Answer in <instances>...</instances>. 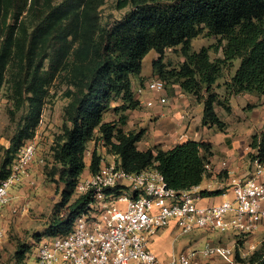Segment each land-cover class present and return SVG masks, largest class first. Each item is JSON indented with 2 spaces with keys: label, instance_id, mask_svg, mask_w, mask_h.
Masks as SVG:
<instances>
[{
  "label": "trees",
  "instance_id": "16d2710c",
  "mask_svg": "<svg viewBox=\"0 0 264 264\" xmlns=\"http://www.w3.org/2000/svg\"><path fill=\"white\" fill-rule=\"evenodd\" d=\"M105 2L0 0V91L8 76L14 104L23 108L10 140V155L0 167V181L7 176L13 156L33 139L50 89L64 87L62 97L67 100L61 132L50 148L52 166L47 174L53 183L64 184L60 205L66 206V215L51 222L46 237L69 234L75 219L89 209L92 199L76 193L75 188L86 169L90 141L106 146L125 172L154 168L176 191L196 187L208 177L211 145L207 142L188 140L169 149L139 150L143 131L122 130L123 113L139 106L131 78L139 75L149 51L156 54L154 78L165 86L171 81L202 100V125L223 130L225 123L215 107L223 104L228 112L227 103L233 96L255 95L264 105V0H117L116 9L127 7L128 12L103 23ZM201 34L217 37V43L193 51L191 40ZM176 47L183 60L177 69L168 70L164 53ZM213 48L221 52L220 57L210 59ZM235 61L239 63L232 75L219 83L224 69ZM215 88H222L223 94ZM116 101L121 104L112 107ZM111 109L121 112L118 120L104 122L103 114ZM249 147L250 160L264 158V129L251 136ZM100 159L95 148L89 173L99 170ZM124 191L128 188L116 186L107 193L118 196ZM221 193L220 189L201 190L199 195ZM39 240L16 249L17 264H35ZM247 262L264 264V241Z\"/></svg>",
  "mask_w": 264,
  "mask_h": 264
},
{
  "label": "built area",
  "instance_id": "2783aa9c",
  "mask_svg": "<svg viewBox=\"0 0 264 264\" xmlns=\"http://www.w3.org/2000/svg\"><path fill=\"white\" fill-rule=\"evenodd\" d=\"M139 91L147 94L145 107L167 102L165 84L159 78L144 83ZM36 161L42 163L32 139L20 148L7 176L0 181V213L10 201V188L29 177V168ZM250 162L249 177L232 182L233 200L201 207L197 192L169 188L156 169L128 173L116 159L101 157L99 170L81 177L75 188L76 193L90 196L89 209L75 219L69 234L38 242L35 264H203V259L230 264L235 251L227 246L205 243L199 249H185L160 261L147 242L171 221L181 236L195 230L247 235L264 226V158L255 157ZM221 165L225 168L226 163ZM116 186L128 191L118 196L107 193ZM3 235L0 230V241Z\"/></svg>",
  "mask_w": 264,
  "mask_h": 264
},
{
  "label": "rangeland",
  "instance_id": "374dc122",
  "mask_svg": "<svg viewBox=\"0 0 264 264\" xmlns=\"http://www.w3.org/2000/svg\"><path fill=\"white\" fill-rule=\"evenodd\" d=\"M116 1L117 0H106L105 4L102 6L101 18L103 23L114 22L122 18L128 12L129 8L127 7L121 10H117ZM216 43L217 37L205 36L204 34H201L191 40V48L193 51H198L201 47L214 46ZM209 56L210 59H215L221 56V52L219 51L216 53L214 52L213 48L209 51ZM154 59L155 52L151 50L142 59L141 71L139 75H134L131 78L133 80V83L136 82L137 78V80L142 84V89H144V83L154 78V75L152 74V62ZM182 60L183 59L179 53V47L167 50L164 53L163 63L166 65V68L168 70L173 68L177 69ZM238 63V61H235L232 65L224 69L223 77L219 80V83H222L223 81L229 79V77L233 73L235 65L237 64L238 66ZM138 76H140V78ZM8 78L9 77L7 76V80L0 91V167L4 159L7 157V151L11 146L10 140L15 132L18 121L23 114V108H17L14 104L12 96L13 93L10 88V82ZM63 89L64 87L50 89L46 104L44 105L42 110L41 121L37 126L35 135L33 137V141L35 142L37 148L38 160H41L42 163L39 161L34 162L29 168V177L22 184L15 185L10 188V201L0 213V230H2V232L4 233L3 238L0 241V264H17L14 255L16 249L23 246L24 248L26 246L31 247L34 241L38 239L41 240L42 238L46 237L45 230L51 224V222L66 215V206L60 205L61 192L64 188V184H62L61 182L53 183L47 176L52 166L50 148L53 144L55 136L61 132L63 106L67 103V100L62 97ZM175 91L180 92L179 85H173L171 81L166 82V95L173 94ZM215 91L223 92L222 88H215ZM246 95L248 96H246L245 99L240 98L239 101L240 115H244V113H246L245 111H247V120L251 119L254 121L263 118L264 109H259V106L263 105L260 98L251 94ZM169 103L170 101L162 105L163 108L168 109ZM223 103L225 105V101H223ZM234 104L236 106L235 100H233V103H231V105L230 101L227 103V105L231 107H233ZM251 104H258L259 106H256L254 108L255 111L252 112L251 110L253 105ZM222 106L217 105L216 111L219 117L224 119L222 117L223 114L230 113L231 108L229 107L230 110L227 112L226 110H224V108H222ZM142 107L143 105L140 106L138 110L140 111ZM142 110L145 112L147 111V109L145 108H143ZM11 112H13L12 116ZM104 118L106 119V117ZM143 122V125L146 124L148 122V118H145ZM227 124H232V122L228 123L226 120L225 127ZM261 124L262 123H260V125ZM260 129H264V126L261 125L260 128L257 126L255 131H253V134L260 133ZM93 143L94 149L98 148L97 152L99 151L100 155L103 156L105 160L107 158L112 159L111 156L114 155L109 153L106 146L101 144L97 145L95 144V142ZM92 147V143H89L85 152V160L88 158L89 152H91ZM9 155L10 153L8 154V156ZM15 157L13 156L12 160L9 163V166L13 163ZM226 177L227 174H221L216 178L215 182L218 183L219 181H225ZM227 199L228 197L224 198L225 201ZM232 206L233 208H235L236 204L232 203ZM152 211H154V209H152ZM230 217L231 214H228L227 218ZM207 234L209 233L207 232ZM211 234L212 236H207L203 241L209 238L211 239V241L207 242L215 244L212 243V240L214 238L213 241L222 243L221 236H216L214 232H212ZM184 236L185 235H183V237ZM238 237L242 238L243 235H238ZM181 238L176 239V242L182 241ZM243 240H248V236H244ZM243 240H241V242ZM198 241H200V239H196L193 243H190L189 246H191V248L199 249L205 244L204 243L202 246L198 247ZM183 249H186V247H184ZM234 257L236 259L235 261H237L238 263L241 262V259L239 257H236V255H234ZM24 259H26V257ZM34 260L35 259L33 258V261ZM246 260L248 261V257L247 259H244L245 263L247 262ZM27 261L30 262L29 258H27ZM208 261L211 260L203 259L202 262L203 264H208ZM233 263L234 260L230 264ZM246 264H248V262Z\"/></svg>",
  "mask_w": 264,
  "mask_h": 264
},
{
  "label": "crops",
  "instance_id": "0c3cea01",
  "mask_svg": "<svg viewBox=\"0 0 264 264\" xmlns=\"http://www.w3.org/2000/svg\"><path fill=\"white\" fill-rule=\"evenodd\" d=\"M236 67L237 64L235 65L233 72ZM138 77L140 78V76ZM131 82L134 99L138 100L139 106L136 109L127 110L123 113L124 115H126V122L122 126V130L124 132L143 131V136L137 143V148L139 150H145L147 148L157 146L161 149H169L178 143H183L188 140L207 142L211 145V155L208 156V177H204L202 182L198 186L191 189L197 192V194H199L201 190L211 191L219 189L222 190V193L220 195L212 197H201L199 195L197 204L201 207L214 205L225 201V197H228L227 200H233L231 186L233 180L245 179L249 177L252 171V166L249 158L250 138L257 126L259 128L261 127V125L264 126V116L263 118L253 121L251 119L247 120V111H245L246 113H244V115H240V98L245 99L248 95L244 94L230 97V105L231 103H233V100H235L236 106L235 104L233 105V107L229 106L231 108V112L224 113L222 116L224 119L219 117L216 111L217 106L215 107V111L218 117L225 124L226 120L228 123L232 122V124H227L225 129L218 130V128H216L215 126L202 125V101L197 100V98L191 94L185 93L181 90V88L180 92L175 91L170 95H166L165 91L163 92V95L166 97L167 102L170 101L168 109H164L163 106L159 105L153 107H145L143 104V99H146L147 94L145 92L139 91L142 85L141 82H139L137 78L136 82L133 83L132 79ZM217 93L220 95L223 94V92ZM120 104V101H116L112 104V107L118 106ZM142 105L143 107L139 111L138 109ZM251 105H253L251 110L252 112L255 111L254 108L256 106H259L258 104ZM143 108L147 109V111H143ZM259 109H264V105H260ZM120 113H115L112 109L108 110L103 114V121H116L118 120ZM104 117H106V119ZM145 118H148V122L143 125V121ZM260 123L262 124L260 125ZM262 130L263 129H260L259 132H261ZM89 143H92V152L94 150V143L93 141H90ZM91 152H89L88 158L85 161L86 169L81 177H85L90 174L88 171V165L90 163ZM98 153L100 155L99 151ZM111 157L112 159H116L115 156ZM112 159L107 158L106 160L110 161ZM222 162L226 163L225 168L222 167ZM219 171L221 172L219 173ZM221 174H227L225 181H219L218 183H216V178ZM193 232H191L193 234H188L183 237L179 235V232L175 227V223L171 221L167 227L151 235L148 239L147 245L149 249H151L155 253L160 261H167L175 254L185 250L183 249L184 247H186V249H190L191 246H189V244L193 243L196 239H200V241L197 242L198 247L202 246L207 241H211V239L209 238L205 239V241L203 240L207 236H212V232L210 233L206 230H195ZM207 232L209 234H207ZM214 234L216 236H221L222 243L213 241L214 238L212 240V243L232 248L235 251V254L237 253L238 257L241 259V262L239 263L243 264L245 263L244 259H247V257L249 258L264 241V226L258 227L250 234L243 235V237L248 236V240H243V237H238L232 231L223 233L214 232ZM178 238H181L182 241L176 242V239ZM241 240L243 241L241 242ZM210 260L211 261H208V264H228L227 262L218 259ZM233 260V264H239L237 261H235V257L233 258Z\"/></svg>",
  "mask_w": 264,
  "mask_h": 264
}]
</instances>
